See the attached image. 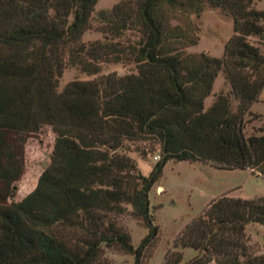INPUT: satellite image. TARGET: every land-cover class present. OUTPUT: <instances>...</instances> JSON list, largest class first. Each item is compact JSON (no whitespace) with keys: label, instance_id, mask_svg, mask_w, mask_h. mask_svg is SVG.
Wrapping results in <instances>:
<instances>
[{"label":"trees","instance_id":"obj_1","mask_svg":"<svg viewBox=\"0 0 264 264\" xmlns=\"http://www.w3.org/2000/svg\"><path fill=\"white\" fill-rule=\"evenodd\" d=\"M98 0H0V264H106L118 248L145 264L158 238L149 192L169 161L247 170L264 177V132L245 137L244 117L264 90V10L252 0H118L100 12L102 41L84 42ZM205 5L233 20L221 58L185 50L198 43L190 16ZM105 64L133 65L88 81L60 79L69 67L96 76ZM223 73L230 90L204 101ZM49 128L48 167L15 201L25 149ZM144 142L159 159L148 176L121 151ZM129 205L146 236L137 248L119 223ZM264 227V197L221 196L178 235L163 264H264L246 227Z\"/></svg>","mask_w":264,"mask_h":264},{"label":"rangeland","instance_id":"obj_2","mask_svg":"<svg viewBox=\"0 0 264 264\" xmlns=\"http://www.w3.org/2000/svg\"><path fill=\"white\" fill-rule=\"evenodd\" d=\"M118 0H98L91 17V29L85 33L84 42L102 41L100 29L103 25L100 12L109 11ZM252 8L264 10V0H252ZM190 22L197 28L198 43L185 51L191 54L206 53L221 58L226 42L234 34L233 20L219 8L205 5L199 16H190ZM248 41L257 46L264 55V40L249 37ZM115 73L123 76L136 73L133 65L105 64L100 74L89 76L76 67L67 68L60 79V90L69 82L88 81L102 75ZM230 90L223 73H219L213 84L212 94L204 101L205 110L209 109L219 92ZM250 114L244 117L243 134L245 137L258 136L264 132V90L259 101L250 108ZM54 136L49 128L29 139L25 149V174L18 183L15 201L19 202L36 185L39 176L48 167ZM144 142L126 143L121 151L135 164L137 171L148 176L159 156L157 151L148 150ZM252 200L264 197V177L256 176L247 170H220L208 164L187 161H169L163 168L160 180L149 192V212L158 227V238L150 258L145 264H163L165 254L173 249V243L183 229L199 216L213 201L221 196ZM126 213L119 223L130 234L132 245L137 248L146 236L143 222L131 215L132 208L125 205ZM248 245L251 252L264 254V227L249 225L246 227ZM192 249L183 250V264L194 257ZM103 258L106 264H133V257L124 254L118 248H104Z\"/></svg>","mask_w":264,"mask_h":264}]
</instances>
